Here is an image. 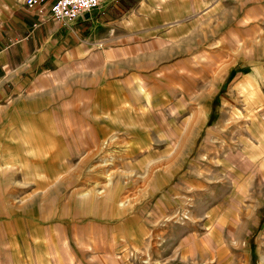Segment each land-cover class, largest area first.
Returning <instances> with one entry per match:
<instances>
[{"label": "crops", "instance_id": "0c3cea01", "mask_svg": "<svg viewBox=\"0 0 264 264\" xmlns=\"http://www.w3.org/2000/svg\"><path fill=\"white\" fill-rule=\"evenodd\" d=\"M229 2L224 21L222 0H104L63 25L48 5L40 13L25 0H0V264H93L110 247L125 262L131 248L165 243L175 225L180 248L203 226L220 229L222 216L172 223L174 207L190 197L174 192L173 167L189 164L194 142L188 127L173 142L166 111L172 117V70L187 69L197 53L192 38L217 44L227 27L229 36L257 31L263 41L264 0ZM242 68L247 76L231 89L236 101L254 103L259 139L239 155L259 167L262 185L264 63ZM158 164L169 168L154 171ZM240 195L229 213L254 214L264 199L261 191ZM198 198L194 213L226 214Z\"/></svg>", "mask_w": 264, "mask_h": 264}, {"label": "rangeland", "instance_id": "374dc122", "mask_svg": "<svg viewBox=\"0 0 264 264\" xmlns=\"http://www.w3.org/2000/svg\"><path fill=\"white\" fill-rule=\"evenodd\" d=\"M222 2L226 4L221 7V16L225 21L232 5L229 0L228 3L226 0ZM192 39L195 41L194 45L198 46L197 53L188 55L187 69L172 70L173 81L169 87L173 92L172 117L166 111L168 127L172 126L174 132L173 142L176 143L175 137L181 136L184 127L189 129V141L194 142V148L189 150V164L173 167L174 192H185L184 189L187 188L190 197L185 206L181 205V210L179 206L174 207L172 223L195 222L206 225L208 218L211 224L218 217L225 218L221 219L220 229L216 228L212 232L205 230L203 226L204 230L198 231L197 237L190 239V243L183 248L179 246L182 238H179L181 236L178 231L182 226L173 224L175 232L169 234V237L165 236V243L162 244L160 240L159 246L155 247L152 243L153 245L149 244L146 249L137 253L131 248L125 262H121L110 247L109 255L101 261L94 260L93 264H264V199L257 198L258 204L262 205L254 214L228 212V209L234 210L230 207L234 201L242 200L240 191L254 192L256 195L261 191L264 194L259 167L245 166L239 155L240 151L244 152L251 147V137L254 134L259 139V126L255 122L256 118L259 119V114L255 118L248 109L254 103L236 101L231 89L237 77L248 74V70L243 69L242 65L264 63V53L260 52L262 45L264 47V39L262 41L257 31H253L249 38L239 34L229 36L227 27L222 29L217 44H213L210 38L202 47V44L196 42L199 37ZM192 39L191 43L194 42ZM151 74L158 81L162 77H159L158 69ZM231 74L233 75L230 77ZM214 78L216 83L213 82ZM201 94L205 98L199 101ZM192 108L198 110L193 117L189 111L186 112ZM253 120L255 125L252 124ZM168 168L169 166L159 164L152 167L154 171ZM122 170L125 174L130 173L127 165ZM113 172L115 171H109ZM194 196L200 197L198 204L205 209L217 206L214 203H221L220 209L226 208V214L219 215L216 210L215 215L194 213Z\"/></svg>", "mask_w": 264, "mask_h": 264}, {"label": "built area", "instance_id": "2783aa9c", "mask_svg": "<svg viewBox=\"0 0 264 264\" xmlns=\"http://www.w3.org/2000/svg\"><path fill=\"white\" fill-rule=\"evenodd\" d=\"M104 0H25L26 6L43 13L48 5L50 15L63 25L76 21L81 15L98 8Z\"/></svg>", "mask_w": 264, "mask_h": 264}, {"label": "bare ground", "instance_id": "6f19581e", "mask_svg": "<svg viewBox=\"0 0 264 264\" xmlns=\"http://www.w3.org/2000/svg\"><path fill=\"white\" fill-rule=\"evenodd\" d=\"M212 51H213V50H212ZM207 90H208V89H207ZM205 91H206V90H205ZM200 112H201V111H200ZM196 113H197V112H196ZM194 114H195V113H193V116H194ZM186 142H188V140H187ZM174 161H175V160H174ZM152 179H154V178H152ZM186 189H187V188H186Z\"/></svg>", "mask_w": 264, "mask_h": 264}]
</instances>
